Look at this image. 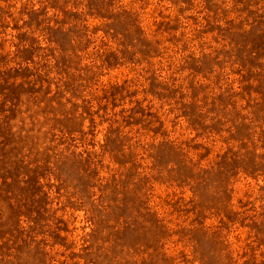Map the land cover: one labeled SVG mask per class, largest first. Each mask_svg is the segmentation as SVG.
Instances as JSON below:
<instances>
[{"label": "rangeland", "instance_id": "1", "mask_svg": "<svg viewBox=\"0 0 264 264\" xmlns=\"http://www.w3.org/2000/svg\"><path fill=\"white\" fill-rule=\"evenodd\" d=\"M0 264H264V0H0Z\"/></svg>", "mask_w": 264, "mask_h": 264}]
</instances>
